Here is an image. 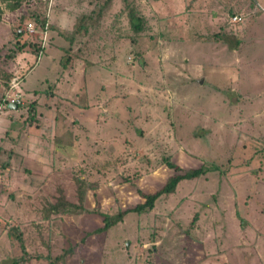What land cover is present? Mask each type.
I'll return each instance as SVG.
<instances>
[{
    "label": "rangeland",
    "instance_id": "374dc122",
    "mask_svg": "<svg viewBox=\"0 0 264 264\" xmlns=\"http://www.w3.org/2000/svg\"><path fill=\"white\" fill-rule=\"evenodd\" d=\"M0 69V196L12 198L10 181L42 184L39 219L55 186L72 202L73 177L89 186L86 211L33 220V264H264V0L0 2ZM40 133L48 172L10 173ZM164 159L207 170L80 241L101 226L97 211L159 188Z\"/></svg>",
    "mask_w": 264,
    "mask_h": 264
},
{
    "label": "crops",
    "instance_id": "0c3cea01",
    "mask_svg": "<svg viewBox=\"0 0 264 264\" xmlns=\"http://www.w3.org/2000/svg\"><path fill=\"white\" fill-rule=\"evenodd\" d=\"M59 93L65 95L64 91L60 90L58 94ZM81 104L83 105V103ZM67 106L68 110H70L72 106L76 109L74 105ZM80 109L83 110L82 108ZM42 135L45 138L48 137V135L40 133L39 135L29 138L31 147H29V149H25V153L23 155L25 158L20 157L16 153L18 160L17 166H13L11 170L9 169L10 173L14 172L16 175H19V171L29 173L48 172L49 162L53 164V160L50 159L48 162L47 159L49 157V153H54V150H50L47 145L44 147V145L40 144V142L44 140ZM46 151L48 152V156L46 155ZM23 159H27L30 162V165L22 164L21 161ZM5 173L7 174V171H5ZM4 185H6L8 190L13 191V193L12 198H8L7 200L0 196V218L9 222V224L5 227H10L11 229L14 228L19 231L23 250L17 242L15 243V239L13 237L10 239L8 235H6V237L4 236L5 228H0V264H33L32 259H29L27 256L30 247L29 240H27V238L30 235L32 223L34 221H44L42 216L37 219L33 215L34 204L37 200V196L43 193L42 184H37L31 181L19 182V180H16L7 182ZM35 234L37 236V230L35 231ZM19 253L20 256L16 257Z\"/></svg>",
    "mask_w": 264,
    "mask_h": 264
},
{
    "label": "trees",
    "instance_id": "16d2710c",
    "mask_svg": "<svg viewBox=\"0 0 264 264\" xmlns=\"http://www.w3.org/2000/svg\"><path fill=\"white\" fill-rule=\"evenodd\" d=\"M22 0H0V2H4L5 5L10 8L14 9L17 8L20 5V2ZM90 11L88 14H82L78 18L75 19V23L72 25V28L74 32H84L86 30V21L90 20L91 16ZM97 15H99V11L97 10ZM22 18V16L20 17ZM127 18L128 22L134 31H138L141 28V22L142 18L136 15L135 11L132 8H129L127 11ZM22 32L19 30H16V35L21 36ZM71 36H69V40H71ZM17 48L19 49L22 47V44H17ZM37 52V51H36ZM69 56V55H68ZM70 57V56H69ZM69 57L66 59L69 60ZM65 65V63L63 64ZM10 75L8 73H4L0 69V78L3 79V85L5 86L7 84V81L9 80ZM19 103H16V109L18 108ZM30 115V113H29ZM164 164L166 167L170 168L172 170V173L168 175L164 182L160 185L159 188L156 190L146 193L139 189L136 190L137 195L142 199L141 203H136L132 208L130 209H122L121 211H118L117 213L113 215H109L106 213H102L97 211L96 214L101 218L102 224L100 227H97L93 229L92 231L85 232L84 235L81 237L80 241L83 242L85 239V236L90 235L94 232H100L105 231L108 227L114 225L115 223L119 222L121 220L122 215L126 211H148L153 207L154 201L160 197V196H166L170 193H172L181 180H189L196 178L202 174L205 173L207 170L206 168H203L202 166L196 167V168H188L186 170H181L177 165L170 162L168 159H164ZM73 185H74V197L75 202L70 201L64 196L63 190L59 186H55L54 189L51 191V196H49V202L46 208V212L44 214V219L48 218L50 215L55 217L59 214H65V213H82L86 211L83 205V201L85 198V192L86 189L89 188L86 184L83 183V181L79 178L73 177ZM52 217V218H53ZM8 236L13 237L19 246L22 248V240L20 238V234L18 230H15L14 228L10 229V232H8ZM72 250V248H70ZM23 250V248H22ZM61 259V255L59 256Z\"/></svg>",
    "mask_w": 264,
    "mask_h": 264
},
{
    "label": "built area",
    "instance_id": "2783aa9c",
    "mask_svg": "<svg viewBox=\"0 0 264 264\" xmlns=\"http://www.w3.org/2000/svg\"><path fill=\"white\" fill-rule=\"evenodd\" d=\"M232 19L233 20H236V17L233 16ZM25 29L27 31L31 32L33 30V25L30 22H28L27 25H26V27H25ZM14 85H16V84H14ZM5 101L6 102H11V103H14V104L18 103L17 98H8V99H5Z\"/></svg>",
    "mask_w": 264,
    "mask_h": 264
},
{
    "label": "water",
    "instance_id": "95a60500",
    "mask_svg": "<svg viewBox=\"0 0 264 264\" xmlns=\"http://www.w3.org/2000/svg\"><path fill=\"white\" fill-rule=\"evenodd\" d=\"M6 108L16 110V104L11 103V102H7L6 103Z\"/></svg>",
    "mask_w": 264,
    "mask_h": 264
}]
</instances>
